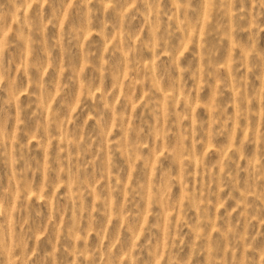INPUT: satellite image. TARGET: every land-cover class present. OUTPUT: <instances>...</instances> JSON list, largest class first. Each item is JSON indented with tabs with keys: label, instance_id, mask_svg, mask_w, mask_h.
<instances>
[{
	"label": "clouds",
	"instance_id": "9594fccd",
	"mask_svg": "<svg viewBox=\"0 0 264 264\" xmlns=\"http://www.w3.org/2000/svg\"><path fill=\"white\" fill-rule=\"evenodd\" d=\"M0 264H264V0H0Z\"/></svg>",
	"mask_w": 264,
	"mask_h": 264
}]
</instances>
